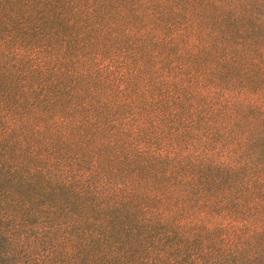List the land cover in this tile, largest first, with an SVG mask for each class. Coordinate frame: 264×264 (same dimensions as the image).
Instances as JSON below:
<instances>
[{
	"label": "trees",
	"instance_id": "trees-1",
	"mask_svg": "<svg viewBox=\"0 0 264 264\" xmlns=\"http://www.w3.org/2000/svg\"><path fill=\"white\" fill-rule=\"evenodd\" d=\"M0 264H264V0H0Z\"/></svg>",
	"mask_w": 264,
	"mask_h": 264
}]
</instances>
